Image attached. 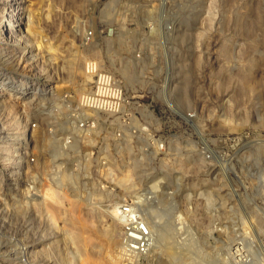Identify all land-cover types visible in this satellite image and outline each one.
<instances>
[{
	"label": "rangeland",
	"instance_id": "374dc122",
	"mask_svg": "<svg viewBox=\"0 0 264 264\" xmlns=\"http://www.w3.org/2000/svg\"><path fill=\"white\" fill-rule=\"evenodd\" d=\"M16 1L21 5L22 15L17 38L21 37L32 51L27 54L30 57L26 58L23 57L25 52L22 48L17 50L19 62L13 74H16L15 78L35 81L39 94L36 93V98L29 104L19 93L0 89V101L3 103L0 106V135L3 130L7 133L12 123L20 125L28 121L30 124L34 118L41 121L61 118L63 113H52L45 118L46 111H40L43 109L40 97H49L48 100L44 99L49 106L52 100L60 101V92L80 90L86 63L91 59L100 61L103 68L115 72L126 88L143 90L145 99H155L158 106H161L162 94L165 93L166 98L180 109L197 107L196 140L203 138L213 148L225 145L228 149L235 137L238 139L241 136L240 141L242 138L245 141L264 133V0H0V20L7 18L5 32H0V37L10 31L8 18L14 16ZM111 5L122 12L121 18L115 15V9L107 14ZM13 18L19 22L16 17ZM90 28L95 30L96 36L93 42L86 45L82 36ZM120 33L126 36L127 42L119 46L117 35ZM110 58L114 60V65ZM128 58H136L138 67L144 68L142 74L138 73L140 77L134 75L136 79L132 81L131 77L130 82L120 71ZM32 60L34 67L29 69L26 63ZM73 67L75 73L71 71ZM4 69L11 72L6 66ZM71 74L76 75L75 80ZM89 85L92 87V82ZM258 116L262 118L258 120ZM158 117L160 121L154 122L155 126L164 136L168 135L166 151L176 154L161 152L156 157L150 152V165L155 167L149 169V172L152 171L150 176H134L136 193L133 190L129 194L127 180L123 184L119 182L130 161H127V149L124 148L127 146V125L119 120L98 128L93 138H88L90 141L84 142L75 134V130L72 132L78 146L76 151L66 152L77 159L65 161L69 166L68 172L73 170L74 174L62 181L52 173L56 162L53 161L55 157L51 143L58 140L47 138L42 126L33 130L29 125L32 141L29 143L30 155L25 168L29 172L27 176L31 178H27L24 169V173L21 172L16 178L18 184L13 185L5 177L1 179L6 172L5 166L0 175L1 189L10 193L8 189L18 187L20 191H17L16 198L22 202V191L27 183L32 191L65 189L69 198L77 192L85 200L90 197L88 190L99 187L104 191L112 190L124 196V199L138 198L144 203H151L152 200L145 201L147 193L138 191L152 183L155 171L160 174L161 171H169L171 178L165 184L166 189H163L167 191L166 194L160 196L164 203L159 209L166 213V218L171 213V219L174 218L178 226L186 224L182 227L187 229L181 231L182 236L187 235L186 238L192 240L188 242L185 239L188 244L191 243V255L194 254L200 264H216L219 258L225 259L221 264H233L229 250L233 244L230 239L235 237L245 239V244L253 252L250 264H264V147L254 146L248 140L239 155L233 156V159L229 156L231 163L212 159L211 164L204 167L197 154L200 153L197 144L190 142L188 136L181 135V117L170 115L167 111L159 112ZM65 127L58 131L59 138L69 133ZM114 130H121L124 138L114 139ZM121 146H124L123 149ZM88 151L93 155H86ZM74 162L75 165H72ZM78 162L81 164L76 165ZM83 165L85 169L89 167L87 172ZM5 193H1L0 203L6 201L8 207H13L16 200L12 198V193L6 196ZM2 196L6 199L3 200ZM73 197L63 201V207H66L64 211L62 207L53 208L55 222L45 236L42 237L43 232L35 230L43 226L39 220L41 217L33 219L28 237L39 242L35 257L48 259L50 264H110L105 257L113 248L109 242L110 220H106L99 207L88 209L84 204L86 208L80 205L79 209H69ZM102 199L101 203H106V198ZM18 204L19 208L13 207L17 210L8 213L5 209L2 211L0 206V223H4L8 230L21 226L25 221L26 214ZM154 208L157 206L154 205ZM49 213L48 210H41L45 218ZM65 216L73 217L72 221L75 222L70 221L71 224L77 223L76 226H72L69 219H66L69 224L65 222ZM84 220L88 225L84 224ZM82 224L87 229H98L94 239L85 240L83 246L75 244V236H72L76 228L82 229ZM177 234L180 235L179 231ZM170 237L168 241L172 242ZM2 260L0 254V262ZM183 260V254L172 257L163 252L157 259H149V264H182ZM117 264H121L120 259Z\"/></svg>",
	"mask_w": 264,
	"mask_h": 264
},
{
	"label": "bare ground",
	"instance_id": "6f19581e",
	"mask_svg": "<svg viewBox=\"0 0 264 264\" xmlns=\"http://www.w3.org/2000/svg\"><path fill=\"white\" fill-rule=\"evenodd\" d=\"M19 4L20 3L17 1L14 3V5H15L14 9L16 10L15 12L12 13V15H14V16H12V18H8V25L10 27V31L6 35H4V36L2 35L3 37H0V89H10L11 91H14L15 93H19V96L25 97V99H27V101H25V102L31 104L33 102V99L36 98L37 94H39V93H37L38 89L36 90L37 83L31 79L29 80L28 78H15L16 74L15 75L13 74V72L15 73L16 65L19 62L17 60V56H16V54L18 53L17 50H19V48H22L25 52V54H23V57H26V58L30 57V56H27V54H29L32 51L30 49V47L27 48V45H25L26 43L24 42V40L21 39V37L17 38V35H19V31H20L18 25L22 24V15L20 13V6L21 5L19 6ZM108 8H109V10H107V14H110L111 11L113 9H115L114 5H111ZM117 10H118V8H117ZM117 10L115 9L116 14L115 13L114 14L117 15L119 18L120 16H122V14H121L122 12L121 11L119 12V10L118 11ZM13 17H16V20H19V22H15V20H13L14 19ZM6 20H7V18H4V17H2V19L0 20V32H2V31L5 32L4 27L7 26ZM125 37L126 36H123L122 33L117 35V40H118L119 46L121 44H125V42H127V40L125 41ZM18 57H19V55H18ZM21 59H23V58H21ZM110 60H111V64L114 65L115 64L114 60L111 58H110ZM136 60H137L136 58L135 59L134 58L126 59L125 64L122 66V68L120 70L121 73L123 74V77H125L127 79V81H129V82L131 81V77H132V81H133V79H136L135 77L137 75L139 76L138 73L142 74L144 71L143 67L142 68L138 67V65H137L138 60L137 61ZM26 62H27V60H26ZM34 63L35 62L32 60L28 64L26 63V65L28 68L29 67L32 68V67H34ZM4 66L9 68L11 72L9 73L8 70H5ZM23 70H24V68H23ZM71 71H73L75 73L76 72L75 67H73L71 69ZM71 75H72V79H74L76 76L73 74H71ZM134 75H135V77H133ZM35 76H36V74H35ZM84 76H85V78L83 80L84 81L83 87L81 85V87L79 88L80 90H75V92H76L75 96H77V97L80 96L83 92L89 91L91 88V86L89 84L92 82L93 77L91 75H89V76L84 75ZM139 77H137V78H139ZM49 93L51 95L53 94V92L51 93V91ZM57 97H59V96H57ZM54 98L56 99V96ZM44 99H47V98L42 97V96L40 97L39 102L43 101V105H41V107L43 106L42 107L43 109H41V110L39 109V110L41 111V113H45L44 111H46L45 118L49 114L54 113L53 109L55 107L58 110H61L63 108L62 107L63 104H61L60 102L54 101V100L50 101L51 105L48 106L46 104L47 101ZM48 99H49V97H48ZM1 101H0V106L3 104ZM45 109H47V110H45ZM261 118H262V116H258V120H260ZM57 119H58L57 121L59 122L60 126L63 127L64 122H61V118H57ZM29 125L30 124L28 121H23L20 125H19V123L17 125L12 123L11 126L9 127L10 130L7 133H5V131L3 130L1 135H0V149H1L0 150V175H1V173H3V170L5 169V166H6V172H4V174L1 175V179L5 177L13 185L18 184V182L16 181L18 179H16V178H18L17 177V176H19L18 174H21V172L24 171V169L26 170L25 171L26 176L29 173L28 169L25 168L27 163H28L29 155H30L29 143L32 141V139H30L31 138V129H30ZM75 134L77 136H80L84 140V142L90 141L89 139H91V136L90 137L88 135L83 136L82 130H76L75 129ZM76 139H75V143H73V144L72 143L65 144V143L60 142L59 140L54 142V143H51V144H53V152H52L53 157H55V158H53L54 159L53 161L56 162L54 164L55 169H52L53 170L52 173H55L54 175H57L56 176L57 179H59L61 181L63 179H69L66 177L71 178V176H72L73 170L68 172L69 166H67V161H65V159L66 160L69 159L71 161H74L77 159V157H75L74 155H71L69 152H66V151H76L77 146H78V142H77L78 140L76 141ZM122 147H124V146H121V149H123ZM124 148L128 149L129 152L132 151V148H130V147L127 148V146H125ZM257 149H259V147H257ZM149 154H150V152L141 153V154H134L133 152L131 153L130 161L128 160L129 163L127 162V164H126L127 169L125 167L126 171H125L124 175L122 177L120 176L121 178H119V182L121 184H123V182H125L127 180V191L130 192V193L129 192H127V193L131 194V191H133V190L135 192V185L133 184V178L135 175H138V176H150L151 175L150 173H152V171L149 172V169L154 168L155 166L151 167L152 165H150V163L152 160L150 159L151 155H149ZM59 158H61V161L59 160ZM80 164H81V162L76 163V165H80ZM72 165H75V162H74V164L72 163ZM160 165H162V164H160ZM86 166L87 165L85 164V167ZM158 167H159V165H158ZM83 168H84V165H83ZM87 169H85L86 172H87ZM22 173H24V172H22ZM13 174H14V176H12ZM159 174L160 173L154 174L155 178L156 177H158V178L155 179L153 177L152 183L150 182L151 183L150 187H147L148 190L146 188L147 194H146L145 198H147V199H145V201L149 200V202H150V200H152V202L151 203H147V202L144 203L141 199L138 200V198L136 200V202L140 205L139 207L143 211L144 216L146 218V221L148 222L149 227L151 228V231L153 234V246H152L151 252L149 254V259H150V261L154 260V258L157 259V256H159V254L166 252L169 256H172V257H176L177 254H183L184 260L182 261V264H200L199 263L200 261H198V259L195 256H193L194 254L191 255L192 250H191V247L189 248L191 243L188 244L186 241V240H188V242H189L192 240H189V238L187 239L186 238L187 235L182 236L183 233H181V231L184 232L187 230L184 228L182 229V227H184L186 224L184 223V225L178 226L175 223V219L174 218L171 219V217H172L171 213L166 218V213L161 212V210L159 209V208H162V205L164 203L163 200L160 199V196L163 194H166V192H167V191H164L163 189H164V187H165V189L167 187L165 184H166L167 180L169 178H171V172H169V171L162 172L161 171V174L160 175ZM21 177H23V176L21 175ZM52 177H53V175L50 178H52ZM27 178L30 179L31 177L27 176ZM28 179H26V180L28 181ZM43 179H44V177H43ZM54 179L56 180V178H54ZM0 181H2V180H0ZM61 181H60V183H62ZM148 181H151V180L148 179ZM92 184H93V182H92ZM51 187L53 188V186H51ZM1 188H3L2 184H0V196H1L2 192H3V194L5 193L4 189H1ZM17 188L18 187H16V189L11 187L10 189H8L10 191V193H12V198L14 200H16V202H17V203H14L13 207L14 206L17 207V204L19 203L18 205L20 206V208H22L24 210V212L26 214V218H25V221H23L21 223V226H17L13 230L6 229L4 223H0V254H1L2 258L4 259V260H2V262H0V264H50V260H48V259H42V258L38 259L35 257L36 256L34 253L35 248L37 247V244L39 242L37 243V242H34L33 239H30L28 237V233L31 231V228L33 226V219L41 217V218H39V220L43 223V226L40 228L38 227L39 229H35V230H36V232H41V233L43 232L41 236L42 237L45 236V234H47V232L49 231L53 222H55L54 216L52 215V211L54 210L53 208L56 209L58 207H62V208H64L63 209V211H64L66 209V207H63L65 205V203L63 201L65 199H70L71 197H73V195L71 194L72 196H70V198H69L68 192L64 191L65 189L63 191H60L61 189L58 191L56 188H53V189L49 188L48 190L46 189V191H32L30 184L27 183L26 188H23V191H22L24 193V196H23L24 200L21 202L20 199L16 198L17 191H20V189L18 190ZM94 188H95V186H94ZM160 189H162L163 191L162 190L159 191ZM79 191H80V189H79ZM88 192L87 193L90 195V197H88L86 199L87 201L83 198V195L81 193L78 194L76 192L77 195L75 193V196L73 197L72 201L69 202V205L71 208L69 207V205H68V207H69V209H72V208L73 209H79L80 205H81L82 208H84L86 206L88 209L91 207L92 208L94 207V209H95V207H96V209L101 208L100 210H103V213L101 212L103 214V216L106 217V220H108V219L110 220L109 235L111 238H110L109 242L113 246L112 251L107 253L105 255V257L107 258V260L110 264H117L119 262V259H120L119 251H120V248L122 245V235H121L122 224L118 218L117 210H118L119 204L124 200V196H121L112 190L108 191V189H107L106 191H104L99 187H98V189L95 188L93 191L88 190ZM10 193H5V196L9 195ZM135 193H133V194L135 195ZM133 194H132V196H133ZM2 197H3V200L6 199L4 196H2ZM102 197H103L102 200H104V198H106L105 199L106 203H101L100 199ZM156 198L158 199L157 200L158 203L155 202ZM98 199L100 201H98ZM51 200L53 202H51ZM97 201H98V203H97ZM84 204H85V206H84ZM154 205H156L157 208H154ZM0 206H2V211L5 209L6 213H8L7 211H10L13 209H14V211L17 210L15 208H13L12 206L8 207L9 204L6 201L1 202ZM17 208H19V207H17ZM62 208H59L60 211H62ZM44 209L46 212H47V210L50 211L49 215L46 214L48 216L47 218L44 217V214H41V210H44ZM74 211L75 210H72V213ZM62 213H63V215H65V212H62ZM75 213H76L75 214V216H76L77 212L75 211ZM72 216L74 217V215H72ZM67 217L65 218V222L68 223V221H66V219H69V222L71 224V221L74 218L72 217L73 219L72 218L70 219L69 216H67ZM76 218H75L76 220H79L78 217H76ZM63 219H64V217H63ZM36 221H37V219H36ZM86 221L84 224L88 225L86 223ZM82 222L83 221H81V223ZM63 223H64V221H63ZM68 224L65 223V225H68ZM75 224H77V223H75ZM75 224H73V225H75ZM78 225H77V227H78ZM86 227L87 226H85V228ZM85 228L83 225L82 229L77 230V228H76L75 232H73V229H72V231L70 230L71 232H73L72 236H75L74 239L72 237H70L71 239L74 240L75 244L80 243L83 246L85 244V240H86V242L92 241L98 232V229L95 230L93 227H92L93 229H89V228L85 229ZM67 229H68V227H67ZM178 231H179L180 235L177 234ZM175 232H177V233H175ZM176 234H177V236H176ZM70 235H71V233H70ZM169 236H172V237H170L171 240L173 239L172 242L168 241ZM44 238H46V237H44ZM173 242H176V243H173ZM185 244H186V246H184ZM79 245H77V246H79ZM224 260L225 259L219 258L217 261H215V263L221 264V263H223ZM203 264H205V263H203Z\"/></svg>",
	"mask_w": 264,
	"mask_h": 264
},
{
	"label": "built area",
	"instance_id": "2783aa9c",
	"mask_svg": "<svg viewBox=\"0 0 264 264\" xmlns=\"http://www.w3.org/2000/svg\"><path fill=\"white\" fill-rule=\"evenodd\" d=\"M95 36V30L92 28L86 30L82 36L83 43L90 44ZM85 75L93 77L90 90L78 97L72 90L60 92L59 102L63 104V110L53 109L54 114H64L60 116L61 122H64L63 126H66L69 133L58 137L61 126L57 119L41 121L39 118H34L30 122L33 130L42 126L50 140L60 139L63 143L70 144L74 141L72 132L75 129L82 130L83 136L88 135L93 138L98 128L108 126L114 120H119L127 125V148H132L131 152L127 149V161L132 152L134 154L153 152V156L156 157L161 152L167 154L170 152L175 156V152L166 151L169 144L168 135L164 136L154 123L160 121L159 112L167 111L170 115L181 117L183 122L182 129H180L181 135L188 136L190 142L197 144V151L200 152L197 154L200 156L199 159L204 162V167L209 166L212 159L231 163L229 156H232L233 159V156L239 155L248 140L254 146L264 147V133L261 132L254 138H248L245 141L243 138L240 141L241 136H238V139L235 137L236 140L231 141L228 149L225 145L213 148L209 141H205L203 138L201 141L196 140L198 135L196 119L199 112L197 107L180 109L172 100L166 98L165 93L162 94L163 101L160 102L162 107L158 106L155 99L150 101L145 99L146 93L143 90L132 89L128 86L126 88L115 72L103 68L100 61L96 59H91L86 63ZM112 135L116 140L124 138L121 130H114ZM199 135L201 136L200 132ZM90 153L93 155L91 151H88L86 155ZM155 173L160 172L155 171ZM146 188H142L138 192L144 194ZM139 206L136 200L131 197L125 198L118 206L117 215L122 224V245L119 251L121 264H149L153 234ZM230 240L233 243L229 250L231 262L233 264H250L253 261V252L245 244V239L235 237Z\"/></svg>",
	"mask_w": 264,
	"mask_h": 264
}]
</instances>
